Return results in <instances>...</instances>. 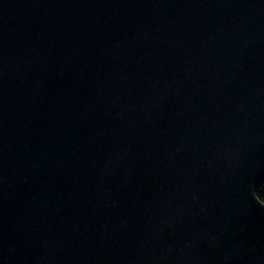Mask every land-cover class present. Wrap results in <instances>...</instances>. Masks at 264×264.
Here are the masks:
<instances>
[{"label":"water","instance_id":"1","mask_svg":"<svg viewBox=\"0 0 264 264\" xmlns=\"http://www.w3.org/2000/svg\"><path fill=\"white\" fill-rule=\"evenodd\" d=\"M264 0H0V264H264Z\"/></svg>","mask_w":264,"mask_h":264},{"label":"trees","instance_id":"2","mask_svg":"<svg viewBox=\"0 0 264 264\" xmlns=\"http://www.w3.org/2000/svg\"><path fill=\"white\" fill-rule=\"evenodd\" d=\"M256 196L259 201L264 205V182L258 186Z\"/></svg>","mask_w":264,"mask_h":264}]
</instances>
